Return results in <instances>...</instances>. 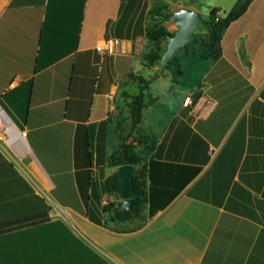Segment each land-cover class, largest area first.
Instances as JSON below:
<instances>
[{
  "label": "crops",
  "instance_id": "obj_1",
  "mask_svg": "<svg viewBox=\"0 0 264 264\" xmlns=\"http://www.w3.org/2000/svg\"><path fill=\"white\" fill-rule=\"evenodd\" d=\"M197 1L0 0V113L9 124L0 264H264V0L222 35L215 65L228 69H200L162 117H144L156 101L143 108L150 219L104 227L60 204L82 201L78 185L98 212L115 201L103 181L118 169L108 164L118 126L128 142L134 136L128 75L157 72L142 64L148 12L160 2L199 11ZM104 41L114 49H97ZM22 179L49 206L47 222L22 228L41 215Z\"/></svg>",
  "mask_w": 264,
  "mask_h": 264
},
{
  "label": "trees",
  "instance_id": "obj_2",
  "mask_svg": "<svg viewBox=\"0 0 264 264\" xmlns=\"http://www.w3.org/2000/svg\"><path fill=\"white\" fill-rule=\"evenodd\" d=\"M251 1L253 0H236L234 5L227 12H222L221 15H217L219 11L217 7H212L208 12V17L202 20V25L205 28V31L198 34L196 38L191 41L197 45V48L195 49L196 51L194 52L191 50L188 53L194 54L197 52L201 59H218L222 54V35L230 23L238 19L246 11ZM171 12L170 5L167 2L157 3L148 12L146 36L148 37L149 44L147 50L142 55V64L145 70H151L160 65L161 56L165 51L168 39L175 33V31H169L163 23L169 19ZM182 49L187 52V49L183 47L179 48L177 53ZM177 61L178 58L175 53L165 68V71L172 74L173 81L175 83H177L183 76V72L179 68ZM128 78L129 82L137 88L136 93H124L125 97L129 99L127 102V108L130 115L129 134L134 132V136L132 140L128 142V135L122 136L121 129L118 126L119 142L116 148L111 152L108 164L112 167H119L123 164L134 165L135 171L133 175V187L128 190L122 189L118 182L116 173L106 177L103 181V190L105 193L112 195L115 201L103 207L100 212H98L97 208L92 203H88L86 196L87 189L81 187L80 185H78V190L82 201L60 200V204L73 208L90 221L104 227H108L110 223H123L135 217H141V205L146 201L143 153L148 150L150 139L149 136H147V134L140 128V124L142 121L143 108L147 104L151 103V101H156V97L151 100L146 98L150 95L148 91L149 80L143 74V71L131 72L129 73ZM136 146L140 148V151H136ZM22 184L25 186V192L34 196L35 200L33 201H35V204L37 205L36 211L39 210L41 212V215H34L33 217L22 219V228L40 225L47 222L49 220V206L43 199L34 195L32 189L24 182L23 179ZM52 193L54 197L60 198L61 192H59V189L52 191ZM126 199L138 200L134 211L120 209L121 202ZM103 217L107 220L104 221Z\"/></svg>",
  "mask_w": 264,
  "mask_h": 264
},
{
  "label": "rangeland",
  "instance_id": "obj_3",
  "mask_svg": "<svg viewBox=\"0 0 264 264\" xmlns=\"http://www.w3.org/2000/svg\"><path fill=\"white\" fill-rule=\"evenodd\" d=\"M235 1L236 0H198L197 6L199 8V12L202 14V20H203L208 17L209 9L212 6L221 8L224 12H227L234 5ZM179 9L180 8L178 6L171 7L172 12L177 11ZM221 14L222 13L220 12L217 13V15H221ZM163 23H164V26L169 31L174 32L176 30L174 24L169 19L167 21H164ZM204 31H205V28L203 27L202 21H201L195 31V37L193 39H195L198 34L203 33ZM193 39L188 41L183 46L187 49V52H185L183 49L180 50L178 53L176 52L179 68L184 71L183 76L181 77V79H179L177 83L173 81V76L168 71L164 70L163 72H161L162 74H164V76L161 79H156V78L152 79V75L147 76V73L145 72V76L149 80V90L148 91L150 93V95L147 96L146 98H149L151 100L153 99V97H156V102H158L157 105L153 108V110H150V108H147L144 111L145 118H147L148 115H153L154 118L162 117L163 114H166L165 108L167 107V105H170L172 108H174V106L179 107V104L181 103V100L183 99V96L186 94L188 88H190L196 82L197 78L199 77V74L197 73L200 72V69H219V68L228 69L227 67L223 66L222 62L219 63L218 66H216L215 61L217 59L209 60V59H199L196 57L189 58L188 56H186L185 54H188L189 51L191 50L194 52L196 51L195 49L197 48V45L194 42H191ZM183 47H180V48H183ZM241 53L242 51L238 53V56H240ZM194 54L198 55L197 52ZM183 55L185 56L182 57ZM159 66L156 67L155 69L157 70V72L159 71ZM141 207H142L141 217H135L125 222L122 226H119V227L138 228L144 225L150 219L151 215H148L144 204H142ZM103 220L106 221L107 219L103 217Z\"/></svg>",
  "mask_w": 264,
  "mask_h": 264
},
{
  "label": "water",
  "instance_id": "obj_4",
  "mask_svg": "<svg viewBox=\"0 0 264 264\" xmlns=\"http://www.w3.org/2000/svg\"><path fill=\"white\" fill-rule=\"evenodd\" d=\"M169 20L175 26V33L169 37L164 53L161 56L159 71L154 72L152 79L159 76L171 61L174 54L180 47H183L188 41L195 37V31L202 21V14L190 8L182 7L170 14ZM135 167L132 164L120 165L116 171L118 182L122 189H131L133 187V175ZM137 199H126L121 202L120 209L134 211Z\"/></svg>",
  "mask_w": 264,
  "mask_h": 264
},
{
  "label": "built area",
  "instance_id": "obj_5",
  "mask_svg": "<svg viewBox=\"0 0 264 264\" xmlns=\"http://www.w3.org/2000/svg\"><path fill=\"white\" fill-rule=\"evenodd\" d=\"M97 49L111 51L114 49V44L109 41H104L103 43L97 44ZM9 134V124L4 121L2 114L0 113V139L6 137Z\"/></svg>",
  "mask_w": 264,
  "mask_h": 264
}]
</instances>
